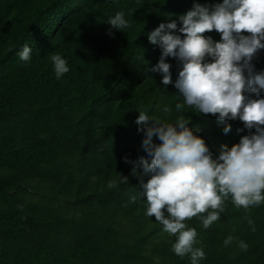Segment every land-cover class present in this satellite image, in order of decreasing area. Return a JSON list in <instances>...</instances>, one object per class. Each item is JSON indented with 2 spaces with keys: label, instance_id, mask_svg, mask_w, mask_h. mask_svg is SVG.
<instances>
[{
  "label": "trees",
  "instance_id": "trees-1",
  "mask_svg": "<svg viewBox=\"0 0 264 264\" xmlns=\"http://www.w3.org/2000/svg\"><path fill=\"white\" fill-rule=\"evenodd\" d=\"M221 2L0 0V264H191L172 251L175 237L146 216L139 192L149 177L142 168L133 174L124 158L146 157L138 129L153 122L137 125L140 112L161 123L184 115L213 158L255 132L186 104L178 112V60L166 58L169 85L149 71L161 56L148 40L152 31L175 21L179 34V17L194 4ZM120 11L131 26L110 36L107 21ZM205 36L221 40L215 31ZM25 45L32 48L28 62L18 56ZM55 54L69 67L60 79ZM252 65L253 75L264 73V49ZM120 175L128 183H119ZM186 224L197 231L194 247L206 254L199 264H264V204L245 211L229 198L208 229L199 217ZM229 235L235 239L225 247Z\"/></svg>",
  "mask_w": 264,
  "mask_h": 264
},
{
  "label": "clouds",
  "instance_id": "clouds-1",
  "mask_svg": "<svg viewBox=\"0 0 264 264\" xmlns=\"http://www.w3.org/2000/svg\"><path fill=\"white\" fill-rule=\"evenodd\" d=\"M179 20V34H173L177 30L173 21L160 24L148 35L149 42L161 49L159 62L149 71L161 74L164 85L172 83L166 58H174L182 66L175 87L184 103H177L176 110L182 112L186 104L204 115L217 116L220 123L239 119L244 128L255 129L230 148L223 145L213 158L204 139L187 127L190 119L184 115L175 123H161L140 112L136 120L137 125L145 126L153 122L151 127L138 129L145 132L142 149L146 157L136 161L124 158V163L132 164L133 174L142 168L149 177L140 182L145 214L175 237V255L188 256L191 264H199L206 254L202 247H194L198 234L186 221L199 217L208 229L221 218L229 198L245 211L264 204V98H260L264 73L252 74V60L264 49V0H222L211 6L196 3ZM107 22L110 36H114L111 29L122 32L131 26L123 11ZM212 31L220 34L219 42L205 36ZM31 53L32 48L25 45L19 59L28 62ZM51 61L57 79L69 72L67 61L59 54L52 55ZM230 131L231 125L223 128L225 134ZM153 137L161 143H154ZM119 183H128V178L120 175ZM108 186L116 187L117 181ZM234 239L229 235L224 246ZM239 246L247 249L243 241Z\"/></svg>",
  "mask_w": 264,
  "mask_h": 264
}]
</instances>
